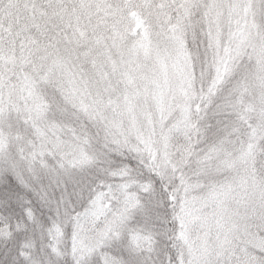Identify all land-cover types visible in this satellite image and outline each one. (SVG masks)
<instances>
[{
	"label": "snow or ice",
	"instance_id": "snow-or-ice-1",
	"mask_svg": "<svg viewBox=\"0 0 264 264\" xmlns=\"http://www.w3.org/2000/svg\"><path fill=\"white\" fill-rule=\"evenodd\" d=\"M0 264H264V0H0Z\"/></svg>",
	"mask_w": 264,
	"mask_h": 264
}]
</instances>
